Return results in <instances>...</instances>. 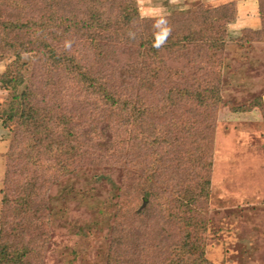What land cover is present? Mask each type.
I'll return each instance as SVG.
<instances>
[{"label":"rangeland","instance_id":"rangeland-1","mask_svg":"<svg viewBox=\"0 0 264 264\" xmlns=\"http://www.w3.org/2000/svg\"><path fill=\"white\" fill-rule=\"evenodd\" d=\"M42 1L0 0V13L12 21H38L50 12ZM125 1L61 0L56 11L77 20L99 11L115 20ZM135 1L144 17L216 6L229 10L216 27L228 33L221 71L204 75L219 87V97L211 94V100L220 98L218 104L207 111L190 103L183 111H153L148 119L180 139L170 148L150 149L132 124L116 118L102 124L107 125L102 135L91 133L100 128L98 112H111L103 97L26 53L25 81L16 93L31 90L27 102L35 103L46 124L39 132L30 126L29 132L10 120L4 109L12 91L0 80V248L7 255L0 264L18 257L22 264H264V0ZM80 25L65 33L60 28L56 45L74 53L94 83L110 86L118 96L160 108L174 83L196 86L203 77L192 55L163 52L147 61L137 41H118L114 54L99 57L96 45H110L108 34L94 39ZM246 34L250 40L243 41ZM1 49L6 54H0V78L14 58ZM148 68L155 69L151 77ZM66 121L75 135L62 130ZM191 126L210 142L208 169L190 162L197 147L187 132ZM71 145L76 149L69 154L59 150ZM154 148L168 160L159 179L148 183L159 193L145 205L141 186ZM177 151L179 165L169 159ZM199 174L210 178L208 194L191 201L185 187L198 186ZM24 196L32 208L17 206Z\"/></svg>","mask_w":264,"mask_h":264},{"label":"trees","instance_id":"trees-1","mask_svg":"<svg viewBox=\"0 0 264 264\" xmlns=\"http://www.w3.org/2000/svg\"><path fill=\"white\" fill-rule=\"evenodd\" d=\"M19 2L20 1L14 2L15 6L19 7ZM60 2L61 0H43V4L50 6H48L50 12L43 15V18H39L38 21L33 22H28V20L20 21L17 19L16 21H12L4 19L0 13V45H3L6 52L11 51V54L14 56L12 63L6 68L0 78L2 83L12 91V99L6 105L7 109H4V113L7 114L10 120L19 121L17 124L26 127V131L32 132L30 129L34 127L37 128L36 132L42 131L40 126L42 123H45L42 120L43 114L41 112L39 113L40 109L38 110L35 108V103L27 102V100H31L33 94L31 90L27 88L22 91L21 94L16 93L18 87L25 81V77L23 76V57L26 53H32L33 57L36 56L39 62L44 64L49 63V71L56 72L57 70H64L69 73V75L76 77L82 82L87 90L90 89L92 92L98 93L103 97V101H105V104L110 108L111 112H98V119L102 120L100 122V128L99 131L98 127H96L95 131L92 129L91 133L101 131L100 133L102 135L107 128V125L102 126V124H105V121L111 120L110 118H116L115 120L118 119L124 124H132L133 133L141 137V143L147 148L158 147L156 144H163L168 146L166 148H170L175 144L172 143V141L176 142L174 141L176 138L180 139L177 135H175L173 139L170 138L172 131L170 135L167 136L165 133V131H167L165 126L159 127L157 120L151 121V119H148L153 115V111H157L158 109V112L163 113L175 112L176 110L183 111L187 103L207 111V109H209L208 107L216 105V103L218 104L220 98L211 100V94L213 93L218 96L219 87H217L218 85L216 86L210 83L209 79H206L204 75H211L214 72L218 74L217 72H220L222 68L223 59L220 58V56L223 54L226 47L228 33H224L218 30V28L216 29V27L218 26V20H223L224 17L228 18V15H230L228 13L229 10L225 9V7L216 6L206 8L205 10H180L170 15L144 17L139 14L135 0H126L122 4L121 13L118 14L119 19L116 17L115 20H113V18L107 16L105 13L102 14L99 11H91L88 17L77 20L74 16L67 14V16L64 17V15H59V13H57L56 8L59 6ZM161 18L167 20L168 26L171 28V34L167 42L160 49H156L152 47L154 33L156 32L154 25L157 20ZM219 24L221 27L222 23ZM78 25L90 32L92 37L95 36L94 39H97V36H101L99 35L101 33L108 34L110 45H105V47L99 46V44L96 45V48L99 49L100 52L99 57L103 53L105 56L110 53L114 54L115 51L113 50L118 41L128 45L137 41L139 42L141 51L144 50L142 53L140 51L139 54L141 53L146 60L148 55L156 56L163 52L167 54L170 53L171 55H192L190 61L198 71L202 72L201 74L203 77L196 81V86L191 85L189 87H183L174 83V85L167 90V95H165L167 103L163 106L164 108L154 107L145 101L138 102L128 95L118 96L117 92H113L110 86L102 82L99 84L94 83V80L89 78L88 71L81 59H77L74 53L71 54L66 48L56 45L59 44L62 35L58 33L60 32V28H62L63 33H65L70 31V27H77ZM51 26H53V29L57 27V31H49ZM16 32L18 34L19 32H25L29 37L28 40H24V36L16 37ZM13 33L15 34L14 36H12ZM252 33L255 34V31H252ZM250 35L253 37L252 34ZM33 38L35 39L33 40ZM242 40L247 41L250 40V38L246 34V36L242 37ZM0 51V54L5 56L6 53L4 49ZM147 71L149 77L155 74V69L148 68ZM152 86L153 84L151 83L150 87ZM17 104H19L18 107H16ZM188 112L189 109L187 110V113ZM108 123L110 124L111 122ZM64 124L66 126L62 127V130L66 132V134H71L72 136L76 134L75 131H71L72 127H67L69 124L67 121ZM174 125H176V123H174ZM30 126L32 127L29 128ZM191 127L192 128H189L187 132L193 138H190V141L193 142L191 144H196L197 147L190 157L192 158L194 156L190 162L202 164L203 167L208 169L212 164V161L206 158L210 151L208 137H203L201 133L195 129L196 127ZM149 138L151 143L149 142L146 145L145 143L148 142ZM48 144L52 143L49 142ZM75 149L76 146L71 145L62 147V149L59 150H63L65 153L69 154L75 151ZM152 154L154 155L153 159L147 167V170L150 172L146 175L141 186L145 205L150 204L153 196L156 197L159 193V191L148 183L155 181V179H159L162 175L161 172L164 166H166L164 165L165 160H168L164 151L158 148H154ZM177 154H179V151L171 154L169 159L177 162V165H179L181 156ZM130 164L134 163L130 161ZM199 176L201 177V182L198 186L194 185L192 189L190 186L185 187L192 192V195L188 197L191 201H194V198L197 196L208 194L210 178L206 174H199ZM186 185H189V183H186ZM190 190L186 191L189 192ZM18 205L19 207L26 206L32 208L28 196H24V198L17 200V206ZM5 253L4 247H1L0 262H2L4 256L7 257ZM21 260L22 258L18 257L14 259L12 263L22 264L20 263Z\"/></svg>","mask_w":264,"mask_h":264},{"label":"clouds","instance_id":"clouds-1","mask_svg":"<svg viewBox=\"0 0 264 264\" xmlns=\"http://www.w3.org/2000/svg\"><path fill=\"white\" fill-rule=\"evenodd\" d=\"M156 32L154 33L153 48L160 49L166 42L171 34V28L168 26L166 19L161 18L157 20L154 25Z\"/></svg>","mask_w":264,"mask_h":264}]
</instances>
